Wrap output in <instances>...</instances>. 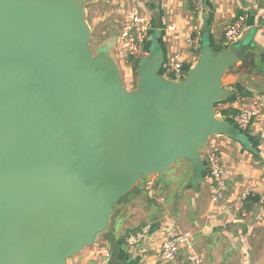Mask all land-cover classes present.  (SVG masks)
<instances>
[{"label": "water", "instance_id": "95a60500", "mask_svg": "<svg viewBox=\"0 0 264 264\" xmlns=\"http://www.w3.org/2000/svg\"><path fill=\"white\" fill-rule=\"evenodd\" d=\"M87 1L0 0V264H68L144 177L185 159L197 186L211 137L243 140L216 104L250 40L218 51L205 40L180 80L156 40L130 90L110 44L90 46ZM152 18L161 32L157 6Z\"/></svg>", "mask_w": 264, "mask_h": 264}, {"label": "crops", "instance_id": "0c3cea01", "mask_svg": "<svg viewBox=\"0 0 264 264\" xmlns=\"http://www.w3.org/2000/svg\"><path fill=\"white\" fill-rule=\"evenodd\" d=\"M110 2L111 0H88L86 7L88 16L91 14V18L93 17L92 21H88L93 29L96 24L110 18V26H114L116 31L106 43L110 44L112 55L115 52L117 57L118 34L128 12L135 6L141 7L151 16L152 9L158 7L161 17L159 42L165 54L173 50L183 53L189 67L196 62L199 52L190 48L188 37L191 35L197 39L200 47L206 40L214 50L223 49L226 47L223 34L225 26L234 18L243 20L242 41L250 40L251 48L264 50V0H204L203 6L197 11H194L195 5L190 0H141L138 5L133 4L129 9L110 8ZM116 10L122 13V20H113ZM169 25H173L175 29L166 32ZM151 34L152 30L149 36ZM148 43L151 44L149 37ZM126 66L128 72H133L134 68ZM223 85L232 90V94L219 101L216 108H234L240 111L256 106L260 113L254 119L252 127L243 130V140L228 135L211 137L209 145L202 151L205 171L200 183L194 186L191 181L195 190H190L192 187L187 185L189 175L185 176L182 190L190 191L187 207L189 229L186 230L194 232L195 246L203 264H264V72L244 69L240 73L225 74ZM228 118L233 120V116ZM215 146L221 151L223 163L230 172L225 196L220 202H214L211 198V178L205 160L206 153ZM189 174L194 175V170ZM160 176L163 177L159 175L160 179ZM165 183L164 178L160 183L163 188ZM150 187L153 186H148L149 191ZM244 193H248L250 197L240 207L237 204ZM165 217L166 220L161 218L156 223L125 225L124 234L118 232L121 221L114 220L109 236L100 242L95 241V246L85 248L88 249L85 250L87 252L81 258L74 257L71 264H108L105 260L106 253L110 252L112 255L116 244H120L123 264H190L184 250L179 252L174 261L158 259L164 238L184 231L177 228L175 216ZM145 226H149L146 237L135 245L128 244L126 236Z\"/></svg>", "mask_w": 264, "mask_h": 264}, {"label": "built area", "instance_id": "2783aa9c", "mask_svg": "<svg viewBox=\"0 0 264 264\" xmlns=\"http://www.w3.org/2000/svg\"><path fill=\"white\" fill-rule=\"evenodd\" d=\"M190 1L195 5L197 10L204 4V0ZM151 23L152 16L141 7L135 6L130 9L122 24L119 36L117 37V47L119 45L118 52L127 58L125 62L131 69L135 68L137 62H140L149 53V50L146 49V43L151 31ZM174 29L173 25H169L166 32ZM243 31V20L241 18H234L228 22L224 29V41L226 45L238 42L243 37ZM187 42L193 51L199 52L200 46L197 39L190 35ZM187 65L183 53L175 50L167 52L164 63V74L167 78L180 80L188 72L186 70ZM130 74H133V72L131 71ZM217 112L220 114L219 111ZM259 113V108L256 106L246 107L233 117V121L241 130H249ZM205 160L208 175L211 178V198L214 202H220L225 196L227 179L230 172L223 163L221 151L216 146L206 153ZM150 194L155 195L153 187H150ZM248 195V193H244L237 205L241 207ZM156 201L162 202L164 200L157 198ZM148 231L149 226H145L137 232L129 233L125 239L128 244L135 245L146 237ZM181 250L186 252L190 264H203L202 257L195 246L194 232L191 230L180 231L164 238L158 253V259L165 262L174 261ZM110 257L111 253L107 252L106 261Z\"/></svg>", "mask_w": 264, "mask_h": 264}, {"label": "rangeland", "instance_id": "374dc122", "mask_svg": "<svg viewBox=\"0 0 264 264\" xmlns=\"http://www.w3.org/2000/svg\"><path fill=\"white\" fill-rule=\"evenodd\" d=\"M138 1L141 0H136V2L132 0H115L113 3L112 0L110 3H108V6L110 8H124V9H129L130 6L133 4H137ZM124 3L122 6L121 4ZM193 4V3H192ZM138 5V4H137ZM194 6V5H193ZM194 11H197V9L194 7ZM192 13V12H191ZM119 16V17H118ZM113 20H122L123 16L122 13H118L117 10L113 14ZM93 18V17H92ZM91 14L88 16V21H92ZM108 20L102 21L94 26L93 30V39L90 44L92 50L94 53H98L102 45L106 42L109 41L108 39H111L115 35L116 28L114 26H110L111 22ZM119 22V21H118ZM119 24V23H115ZM151 30L152 34L149 36V39L152 42L158 40L160 32L154 29V19L152 18V23H151ZM120 33V32H119ZM162 34V33H161ZM224 34V32H223ZM119 36V34H118ZM151 44L149 45L148 41L146 43V49L150 50ZM119 49V45L117 47V51ZM112 54V53H111ZM119 57H117V54L114 52L113 56L116 59L122 73L123 81L125 86L132 90L136 88L137 86V81H138V63L136 68L133 69V74H130L131 72L127 70L126 66V57L123 56L121 53H118ZM240 63H236L227 71L228 74H233V73H240L244 71V68L239 67ZM241 76V75H240ZM220 108V107H218ZM217 108V111L220 112V110ZM214 136H212L213 138ZM205 150V147L203 148ZM202 149V151H203ZM194 170L192 164L185 159H180L177 161V163L174 165V167L167 172H164L161 177L163 180L165 178V187L163 188L160 184L161 179L159 176H155L151 179L148 178H143L138 185L125 197L123 198L116 206L114 213L112 215L111 223L108 229L99 234L96 238L99 240V242L103 239H106L109 235V230L111 229V226L114 223V220H119L121 221L120 228L118 232L120 234L125 233V225H142L145 223H156L158 222L161 218L166 220L165 216L168 217H174L175 216V222L177 225V228H180V230H186L189 229L187 226V207H188V201L190 198V191L188 190H182V186L184 184V181H186V175L188 174L189 176L187 177V185L190 188V190H195L193 186L191 185V181L193 179V174H189L190 171ZM152 185L153 190L155 191L154 197L150 195V191L148 189V186ZM186 184L184 186H187ZM184 189H187L184 187ZM156 198H162L164 201L162 202H157ZM98 242V243H99ZM95 246V244H93ZM89 248V247H87ZM88 249H84L82 252H80L78 255L79 258L85 254ZM75 256V257H76ZM106 257V256H105ZM106 260V258H105ZM74 261V258H71L68 260V264L72 263Z\"/></svg>", "mask_w": 264, "mask_h": 264}, {"label": "trees", "instance_id": "16d2710c", "mask_svg": "<svg viewBox=\"0 0 264 264\" xmlns=\"http://www.w3.org/2000/svg\"><path fill=\"white\" fill-rule=\"evenodd\" d=\"M256 49L257 48H251L250 47V49L248 48L246 50L245 55L238 62V63H240L239 67L244 68L246 70H250V71L264 72V50L257 51ZM188 69H189V66L187 65L186 70H188ZM238 112L239 111L234 109V108H228V109L220 110V114L222 116H225V117H228V116L234 117ZM249 197L250 196L248 195L247 198L244 200L245 201L244 205H245L246 201L249 199ZM111 227H113V225ZM124 238H125V236H124Z\"/></svg>", "mask_w": 264, "mask_h": 264}]
</instances>
